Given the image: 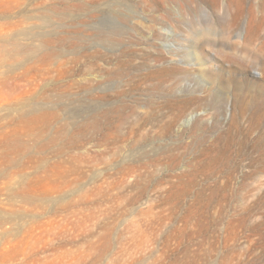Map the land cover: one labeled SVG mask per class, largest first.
Here are the masks:
<instances>
[{
  "label": "rangeland",
  "instance_id": "374dc122",
  "mask_svg": "<svg viewBox=\"0 0 264 264\" xmlns=\"http://www.w3.org/2000/svg\"><path fill=\"white\" fill-rule=\"evenodd\" d=\"M114 68L134 112L185 103L169 135L76 129ZM0 264H264V0H0Z\"/></svg>",
  "mask_w": 264,
  "mask_h": 264
},
{
  "label": "bare ground",
  "instance_id": "6f19581e",
  "mask_svg": "<svg viewBox=\"0 0 264 264\" xmlns=\"http://www.w3.org/2000/svg\"><path fill=\"white\" fill-rule=\"evenodd\" d=\"M206 35H208V33H204L200 36L201 41L214 43L209 36ZM152 58L154 60L158 59L157 56H153ZM73 62H75V60ZM95 67L98 66L93 67V64L88 65L84 73L88 75ZM114 69L111 71L113 73L109 74V72V75H106L107 80L105 82L103 79H97L95 84L90 80H87L83 84L76 81L71 83L72 87L76 86L87 91L84 99L85 103L82 106V119L80 123L77 124L76 129L81 130L85 136L96 134L97 144H99L100 140L106 143H116L117 141H124L129 137L137 135L143 138L144 141L146 138H149L150 144L156 137L169 135L173 126L176 125L175 123L184 115L185 103L182 105L172 103L170 114L164 116L156 114L151 107L143 111L134 112L132 109L133 105L128 102L129 98L127 97V92L133 88H127L126 85H128V83L121 84L119 80L118 83L116 77H118L120 73L116 71L117 69ZM155 70L157 69H148L147 74L149 78L157 80L158 83H162L160 79L152 75ZM103 84H105V89L103 88ZM91 89L97 90L92 93ZM54 116L56 117L57 113H54ZM108 137H110L111 140H109ZM169 149L170 148L166 147V145L149 146L143 144L139 150L131 154L128 162L124 165L115 166L112 172L107 171V167H110V161L105 157L107 149H104V152L99 150V155L105 169L98 174V177L104 184H107L110 178L113 179L112 182H117L120 179L123 180L129 176L135 177L136 179L145 178L150 175L148 167L154 166L153 164H148L147 160L152 161V163L165 161V159L170 156L167 154ZM141 169L143 171H141Z\"/></svg>",
  "mask_w": 264,
  "mask_h": 264
}]
</instances>
